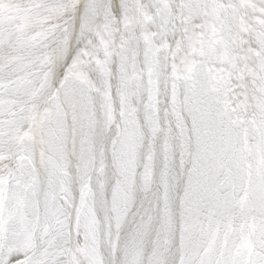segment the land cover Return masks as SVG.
I'll return each instance as SVG.
<instances>
[{"label":"snow or ice","instance_id":"1","mask_svg":"<svg viewBox=\"0 0 264 264\" xmlns=\"http://www.w3.org/2000/svg\"><path fill=\"white\" fill-rule=\"evenodd\" d=\"M0 264H264V0H0Z\"/></svg>","mask_w":264,"mask_h":264}]
</instances>
